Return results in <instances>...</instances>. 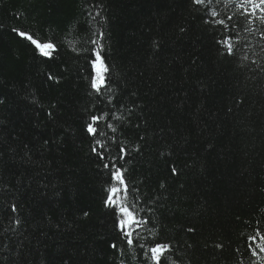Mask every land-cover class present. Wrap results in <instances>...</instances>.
Returning a JSON list of instances; mask_svg holds the SVG:
<instances>
[{
    "label": "trees",
    "instance_id": "trees-1",
    "mask_svg": "<svg viewBox=\"0 0 264 264\" xmlns=\"http://www.w3.org/2000/svg\"><path fill=\"white\" fill-rule=\"evenodd\" d=\"M259 2L0 0V264H264Z\"/></svg>",
    "mask_w": 264,
    "mask_h": 264
},
{
    "label": "snow or ice",
    "instance_id": "snow-or-ice-1",
    "mask_svg": "<svg viewBox=\"0 0 264 264\" xmlns=\"http://www.w3.org/2000/svg\"><path fill=\"white\" fill-rule=\"evenodd\" d=\"M195 3H203L204 0H194ZM251 2V0H249ZM243 5H241L242 7ZM253 8H258L262 12H264V0H260L258 4H253ZM213 16L216 15L215 12L212 13ZM231 19V18H229ZM219 23L223 24L224 21L221 20ZM16 31V30H14ZM21 36H25L26 34L24 32L19 33ZM31 42L36 45L38 49H40L42 55H50L51 50L54 49V45L52 43H45L43 45L38 44L36 40L32 39L31 36L27 37ZM93 43H96L93 41ZM224 43L228 46V52L231 54L232 52V47L228 41H224ZM95 59L91 61L92 67L94 69L95 75L91 77V83L92 87L99 91L101 87L104 84V73L108 72L107 66L104 64V61L101 57L100 51L99 50H93ZM99 117L93 116L92 120L96 121L98 120ZM87 131L90 134H94L96 132V129L93 127L91 123L87 125ZM99 143V142H98ZM95 151V149H93ZM105 167H109L107 164ZM173 172H175V169H173ZM112 178L116 181L119 182L120 185H124L125 189V197L122 198L120 193H121V188L119 186H111L108 188V193H107V199L105 200L106 206H111L114 208V210H117L119 215L117 216V221H118V226L121 228H126V226L133 224V223H138V221L135 219L134 214L130 211L129 207L126 205L124 200L126 199V190L127 186L125 184L123 175L121 173L120 169H115L112 173ZM189 231H192V229H189ZM125 236L128 239V243L131 245L132 244V239L130 238V233L125 232ZM254 239V238H253ZM115 247V245H112ZM168 244H155L154 247L150 248L149 251L151 252V259L156 262V264H160L161 257L167 252L169 249ZM217 247H220V245H217ZM257 247H260L257 245ZM260 250L264 252V247H261ZM255 255V253H253Z\"/></svg>",
    "mask_w": 264,
    "mask_h": 264
}]
</instances>
